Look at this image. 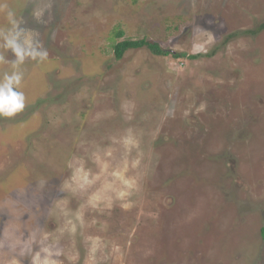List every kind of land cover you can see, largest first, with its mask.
Listing matches in <instances>:
<instances>
[{"label":"rangeland","instance_id":"1","mask_svg":"<svg viewBox=\"0 0 264 264\" xmlns=\"http://www.w3.org/2000/svg\"><path fill=\"white\" fill-rule=\"evenodd\" d=\"M6 2L48 58L0 118V264H264V0Z\"/></svg>","mask_w":264,"mask_h":264},{"label":"clouds","instance_id":"2","mask_svg":"<svg viewBox=\"0 0 264 264\" xmlns=\"http://www.w3.org/2000/svg\"><path fill=\"white\" fill-rule=\"evenodd\" d=\"M0 13L6 21L4 26H0V65L7 66L0 72V118H12L26 107L23 91L25 62L42 63L47 60L48 51L40 40V33L22 27L23 19L17 16L6 0H0ZM33 16L41 22V12H34ZM9 52L11 59L6 55Z\"/></svg>","mask_w":264,"mask_h":264},{"label":"trees","instance_id":"3","mask_svg":"<svg viewBox=\"0 0 264 264\" xmlns=\"http://www.w3.org/2000/svg\"><path fill=\"white\" fill-rule=\"evenodd\" d=\"M261 30H264V23L260 26ZM141 47H147L149 50H151L153 53L156 55H163V56H168L172 55L173 53L171 51H165L164 49L161 48L156 43L144 41V40H139V41H131V40H125L122 42H119L115 45V56L117 60L123 59V55L127 50L130 49H138ZM176 58H179L180 55H175ZM261 235L264 240V227L261 229Z\"/></svg>","mask_w":264,"mask_h":264}]
</instances>
